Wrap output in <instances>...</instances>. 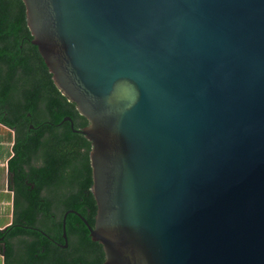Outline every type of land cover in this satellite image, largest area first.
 Masks as SVG:
<instances>
[{"label": "water", "instance_id": "water-1", "mask_svg": "<svg viewBox=\"0 0 264 264\" xmlns=\"http://www.w3.org/2000/svg\"><path fill=\"white\" fill-rule=\"evenodd\" d=\"M22 1L87 119L94 222L67 209L63 246L75 212L104 264H264V0Z\"/></svg>", "mask_w": 264, "mask_h": 264}, {"label": "trees", "instance_id": "trees-1", "mask_svg": "<svg viewBox=\"0 0 264 264\" xmlns=\"http://www.w3.org/2000/svg\"><path fill=\"white\" fill-rule=\"evenodd\" d=\"M31 37L23 1L0 0V122L15 139L7 161L13 217L0 228V252L4 264H104L101 243L75 212L65 215L67 246L51 239L64 242L67 209L93 225L90 141L73 129L87 119L54 84Z\"/></svg>", "mask_w": 264, "mask_h": 264}, {"label": "crops", "instance_id": "crops-1", "mask_svg": "<svg viewBox=\"0 0 264 264\" xmlns=\"http://www.w3.org/2000/svg\"><path fill=\"white\" fill-rule=\"evenodd\" d=\"M14 130L0 122V228L10 224L13 217V190L10 187V172L7 161L13 154ZM0 264H4L0 252Z\"/></svg>", "mask_w": 264, "mask_h": 264}, {"label": "flooded vegetation", "instance_id": "flooded-vegetation-1", "mask_svg": "<svg viewBox=\"0 0 264 264\" xmlns=\"http://www.w3.org/2000/svg\"><path fill=\"white\" fill-rule=\"evenodd\" d=\"M65 120H67V119H65ZM68 121H69V120H68ZM69 122H70V121H69ZM72 122H73V120H72ZM70 125H71V123H70ZM29 126L32 127L33 125L30 123ZM72 127H73V124H72ZM73 129H80V128H74V127H73ZM76 131H77V130H76ZM51 239H52V241H54L55 243L61 245L62 247H66V246H67V245H66V246H63V243H64V242L57 241V240L53 239L52 237H51ZM3 247H4V245L2 246V250H3ZM3 258H4V256H3Z\"/></svg>", "mask_w": 264, "mask_h": 264}, {"label": "rangeland", "instance_id": "rangeland-1", "mask_svg": "<svg viewBox=\"0 0 264 264\" xmlns=\"http://www.w3.org/2000/svg\"><path fill=\"white\" fill-rule=\"evenodd\" d=\"M3 222V220H0V223H2Z\"/></svg>", "mask_w": 264, "mask_h": 264}]
</instances>
